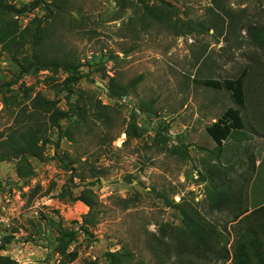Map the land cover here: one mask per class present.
Returning a JSON list of instances; mask_svg holds the SVG:
<instances>
[{"label":"rangeland","instance_id":"1","mask_svg":"<svg viewBox=\"0 0 264 264\" xmlns=\"http://www.w3.org/2000/svg\"><path fill=\"white\" fill-rule=\"evenodd\" d=\"M0 1L19 8L31 0ZM68 6L52 25L61 45L51 46L49 55L72 52L81 63L77 82L65 83L68 73L52 64L25 72L37 50L30 41L9 49L0 43L1 136L16 125L29 88L64 110L75 105L87 113L72 128V140L60 139L57 127L49 129L39 143L42 158L0 160V182L6 183L0 186V254L17 264H55L64 228L75 231L60 243L70 264H108L105 252L118 249L129 250L142 264H179L174 249L183 224L166 196L213 222L227 238L228 252L231 247L238 254L236 261L235 241V246L247 241L246 254L253 259L260 250L256 241L264 236V227L254 224L264 223V208L235 224L239 232L231 243L228 226L242 215L233 219L232 209L211 208L209 194L238 188L248 211L264 205V46L247 33L249 26H264V0H70ZM146 6L162 11L165 25L142 21ZM45 12L37 7L0 14V28L5 20H16L21 32ZM242 69L247 71L243 105L229 90L193 80L234 78ZM139 75L120 99L108 96L112 82L128 86ZM227 107L240 109L244 135L236 131L219 152L205 127ZM76 122L75 114L59 121L62 129ZM91 168L102 172L93 185ZM84 185L92 189L98 211L89 233L79 229L88 206L74 198ZM160 232L170 235L167 263L150 251L152 234ZM4 236L12 237L1 247ZM162 242L154 246L160 252ZM198 262L231 264L209 255Z\"/></svg>","mask_w":264,"mask_h":264},{"label":"trees","instance_id":"2","mask_svg":"<svg viewBox=\"0 0 264 264\" xmlns=\"http://www.w3.org/2000/svg\"><path fill=\"white\" fill-rule=\"evenodd\" d=\"M69 1L70 0H31L19 8L14 4L0 1V14L12 13L19 15L29 12L37 7H41L46 11L43 17H35L31 21V24L24 27L21 32H18L16 20H13V23L12 21L5 20V25L0 28V43L7 49H9V46L12 44L19 43L22 40L30 41L32 47L37 46V50L35 51V54H33V58L30 60L25 72H29L31 68L39 71L52 68L53 66L55 68L61 66L68 73V76L64 80L65 83L77 82L80 79L79 66L81 63L72 52L68 51L59 58L49 55V48L51 46L59 47L61 45V43L58 42L61 38L57 37L55 32H53L52 25L55 27L58 18L62 19L64 17V14L69 8ZM162 14V11L146 6L145 11L142 14L143 18L141 19L142 21H146L147 24L156 21L159 24L165 25L166 22ZM200 25L202 29L205 28V24ZM247 33L254 44L264 46V26H249L247 28ZM246 75L247 71L242 69L234 78H224L223 80L213 78H193V80L196 83L207 87L217 89L225 88L231 92L233 99L238 104L243 105L245 102ZM141 77L142 75H139L134 78L129 82L128 86L120 85L118 82H112L111 85L107 87L108 96L120 99L126 94L127 87L136 84ZM29 89L30 93H28L26 97L27 103L19 107L17 117L14 119L16 125L11 128L9 133L4 134V136L0 135V147H2L0 160L8 159L11 156L23 157L27 154L42 158L41 151L39 150V143L45 138L44 135L49 129L57 127V133L60 139L66 137L67 139L72 140V128L79 126L82 123V120L86 119L87 113L84 112V109L83 111L79 110V106L71 105L70 110H64L57 105L56 100L46 98L40 91L32 92L33 88ZM100 113L101 112H96L94 115L99 117ZM71 114H75L77 122L74 125L72 124L67 128L62 129L59 121L69 117ZM20 115H22L23 121L22 119H19ZM244 127L245 123L241 116L240 109L227 107L215 121L206 125L205 129L209 136L215 141L220 152L224 143L229 138L234 137L236 131H240L239 134L242 133V135H244V132L242 131ZM3 150H5V152H3ZM69 165L70 164L65 165L66 169L72 170L73 167H70ZM90 173L91 177L96 178L88 182L89 185H93L98 181V176H100L102 172L98 169L96 171L94 168H91ZM73 175H76V173H73ZM71 179L73 180L72 175ZM80 179L83 180L84 176H81ZM1 182L0 186L3 187ZM93 196L92 189L87 187V185H84V188L74 197L76 200H79L88 206V212L82 216V221L79 224V229L86 233H89V228L95 224V216L98 213V211L94 209L95 202ZM162 198L165 200L167 206L176 208L181 215L183 227H180L176 239L177 245L174 249L179 264H199V258L203 255L212 256L217 260L221 259V263L230 260V252H228L226 247L227 238L217 229L213 222L206 220L191 206L187 207V203H183V201L177 202L166 196H162ZM241 198L242 190H238V188L234 190L215 189L213 193L211 192L209 194L211 208H230L234 211V214L232 215L233 219L242 215L239 219L240 221L247 218V216L253 213V211L258 212L264 208V205H260L255 209L253 208L251 212L246 213L248 207L242 206ZM232 218L230 221H233ZM74 232L75 231L73 230L64 228L59 229L57 238L59 243L55 247L60 256L55 264H70L65 247L61 246L60 243L66 238L72 237ZM169 236V234H164L162 232H160V235L158 236H155L154 234L151 236L153 237L154 244L153 246H150V251L161 261V263L163 259V263H167L170 258V247L168 243ZM11 237L12 236H4L1 247H4V244L8 243ZM156 237L160 238L156 239ZM172 237L174 238V236ZM160 241H166V244L162 242L164 248L161 252L154 247L161 245ZM246 243L247 241L242 242L235 247L236 241L234 242L232 247L235 248L233 249L235 253L240 250V260L236 261V256L238 254L236 256L233 255V259L230 261L231 264H257V262L253 261L252 258L246 254ZM220 244H222V246L217 248ZM241 244L243 245L240 246ZM166 252L167 254L165 256L164 253ZM105 257L108 260V264H142V262L135 261L132 253L126 249L106 251ZM0 264H17V262L7 255L0 254ZM262 264H264V262H262Z\"/></svg>","mask_w":264,"mask_h":264},{"label":"crops","instance_id":"3","mask_svg":"<svg viewBox=\"0 0 264 264\" xmlns=\"http://www.w3.org/2000/svg\"><path fill=\"white\" fill-rule=\"evenodd\" d=\"M3 185H5L6 183L3 181L2 182ZM253 208L249 209L248 212H251ZM247 212V213H248ZM240 219V218H239ZM237 219L236 221H233L230 223V225L228 226V230L229 232H231V235H232V241L231 243L234 241V239H236V231L239 232V229L237 227L236 229V226L235 224L238 222ZM257 224V225H256ZM256 224H254V226H260L261 225V231L264 227V223H261V222H257ZM249 224L246 225V223H244L243 225L240 226V228H244V230L246 229V227L248 226ZM263 226V227H262ZM236 229V230H235ZM258 234H260V232H257ZM14 240V238L12 239ZM249 242V241H248ZM257 242V246L260 248V250H258V253L254 256V258L252 259L253 261L257 262V263H261L264 262V253H262V247H263V243H264V236H260L259 239L256 241ZM236 247V246H235ZM240 247V246H239ZM238 247V248H239ZM231 248V247H230ZM235 249V248H234ZM238 250V249H237ZM242 254V253H241ZM230 255H231V258H230V261L231 259H233V253H232V249H230ZM250 261V260H249Z\"/></svg>","mask_w":264,"mask_h":264},{"label":"water","instance_id":"4","mask_svg":"<svg viewBox=\"0 0 264 264\" xmlns=\"http://www.w3.org/2000/svg\"><path fill=\"white\" fill-rule=\"evenodd\" d=\"M100 86H102V83H99ZM176 200H178V198H176Z\"/></svg>","mask_w":264,"mask_h":264}]
</instances>
